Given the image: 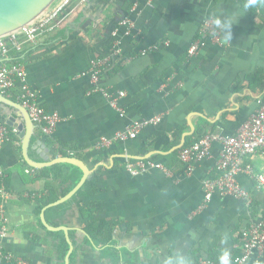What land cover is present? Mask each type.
<instances>
[{
  "label": "crops",
  "instance_id": "crops-1",
  "mask_svg": "<svg viewBox=\"0 0 264 264\" xmlns=\"http://www.w3.org/2000/svg\"><path fill=\"white\" fill-rule=\"evenodd\" d=\"M127 15L134 24L132 34L125 35V29L119 32L122 53L101 78L102 85L126 92L120 100L125 111L121 115L101 93L91 92L93 83L84 73L93 58L112 51L116 41L112 31ZM206 17L214 19L222 44L211 42L189 56ZM143 50L147 54L142 55ZM5 61L23 65L42 106L64 118L48 137L51 146L35 127L31 158L50 161L61 156L57 148L62 146L95 170L97 186L104 188L96 197L99 215L119 223L114 231L116 245L136 264H166L177 256L193 264L195 255L200 256L198 264H234L229 257L241 253L240 232L255 219L264 220V186L258 188L252 176L241 173L237 179L249 193V205L217 192L205 202L203 182L218 177L220 145L215 143L210 156L192 171L178 155L194 134H236L257 110L264 88L253 89L249 79L264 74L263 13L250 12L239 0H88L65 26L41 36L36 44L24 43L21 51L12 50ZM157 116L161 122L145 128L137 138L98 146L102 138L113 139L132 122ZM0 117L8 122L20 115L0 103ZM186 133L190 134L178 149ZM133 156L161 162L173 174L152 169L134 176L126 169L128 159L136 160ZM246 163L254 174H264L263 153L249 156ZM28 169L18 133L0 145V182L1 176L9 175L10 184L8 191L1 184L7 195L0 215L12 230L1 245L18 264H57L48 244L25 237V231L37 223L35 204L21 199L30 192L41 193L48 183L57 193L62 189ZM80 206L78 201L68 210L66 227L83 229ZM214 245L224 252L215 262L208 260ZM78 264L106 261L97 250L83 251ZM243 264H264V250Z\"/></svg>",
  "mask_w": 264,
  "mask_h": 264
},
{
  "label": "built area",
  "instance_id": "built-area-1",
  "mask_svg": "<svg viewBox=\"0 0 264 264\" xmlns=\"http://www.w3.org/2000/svg\"><path fill=\"white\" fill-rule=\"evenodd\" d=\"M76 2V3H75ZM88 0H55L44 12L34 20L21 27L18 31L0 37V92L9 97L15 96L29 113L35 127L44 135H52L57 126L64 120L56 111L45 109L40 103L37 90L30 84L27 72L23 65L18 62L7 63L5 58L10 55L12 50L21 51L24 43L36 44L38 39L46 34L55 32L65 26L69 18L78 12L79 8L86 4ZM137 4L133 10H136ZM134 24L128 15L121 19L112 31L116 41L112 51L101 57H95L90 61L89 74L93 83L91 92L101 93L108 99L110 105L121 115L124 108L120 100L126 96L124 90H114L111 87L101 84L104 71L112 64L114 59L121 55L122 48L118 40L119 32L125 29L124 33L130 36ZM24 36V40H20ZM222 44L221 32L217 28L212 17H206L200 27L199 36L189 47V56L198 54L209 43ZM157 48V47H153ZM148 50H143L142 55L147 54ZM160 116L142 119L132 122L123 130L118 131L113 139L102 138L98 145L101 148L112 145L114 142H124L135 139L147 127L157 125L161 122ZM18 134L16 127H10L5 120L0 118V145L11 141L13 135ZM215 143L220 145V158L216 165L218 177L206 179L203 182L205 192V202L211 201L214 193L233 196L243 199L249 205L251 198L247 190L242 187L237 177L241 173L252 176L257 182V187L264 186V174H254L253 168L246 163V158L256 153L264 154V101L258 99V108L247 121L242 124L238 132L234 135L219 133H205L198 140L180 149L178 158L187 165V170L192 171L194 165L208 158ZM126 169L134 176L146 173L152 169L164 171L171 176L172 170L163 163L152 159L127 160ZM27 172H34L28 169ZM1 198L7 195L5 188L0 190ZM0 229V239H5L12 231L5 219ZM264 250V220L255 219L249 226L242 230L241 253L231 255L230 260L234 264L247 262L255 252L261 253ZM13 255L5 253L4 264H11ZM3 264V263H1Z\"/></svg>",
  "mask_w": 264,
  "mask_h": 264
},
{
  "label": "trees",
  "instance_id": "trees-1",
  "mask_svg": "<svg viewBox=\"0 0 264 264\" xmlns=\"http://www.w3.org/2000/svg\"><path fill=\"white\" fill-rule=\"evenodd\" d=\"M239 1L250 12H261L264 14V0H256L254 4H250V0ZM249 82L253 89H263L264 74L259 73L256 77L249 79ZM10 99L18 101L15 96H10ZM261 99L264 101V95L263 97H261ZM2 119L5 120L4 118ZM38 131L40 130L38 129ZM203 135L204 134H194L193 136L189 137L185 146L198 140ZM44 136H47L45 143L47 145L51 144V139L48 138L49 136ZM57 150L61 156H76L75 153L67 151L62 146H58ZM72 150H74V148H71V151ZM131 160L134 161V159ZM24 163L25 165H27L25 161ZM28 167L30 169H34L30 166ZM34 171L37 173V178H50L53 182H56L58 184V187L62 189V192L57 193V189L52 184L48 183L45 185V188L41 193L36 194L30 192L28 197L21 199L25 203L35 204L34 214L36 216L37 223V226H32L29 230H26L24 235L30 241L44 242L45 244H48V246L53 249L57 264H66L65 258L70 249V244L65 237V232L63 230H47L45 225L42 223L40 214L45 206L49 205L52 202H55L60 197L69 193L81 179L83 172L79 167L70 163H57L42 169H34ZM93 175L94 173L70 199L58 205L48 207L45 212L46 220L51 226L54 227L69 225L68 210L72 208L75 203L81 201V206L78 212L83 220V229L69 230V236L74 247L70 255L69 264H78L80 252L94 250H97L99 258L105 260L106 264H136V260L131 259L130 253L123 251L116 245V241L114 239V231L115 226L119 223L117 221H114L113 219H108L99 215L100 206L96 197L100 192L104 190V188L97 186L96 177H94ZM8 176L9 175H7V177L5 175L4 177L1 176L3 185L5 186L7 191L10 185ZM2 181L0 182V188ZM254 212L255 209L253 206L252 214H254ZM1 226L2 225H0V229ZM38 229L45 230V235L40 236ZM239 238L240 244H242V231L239 234ZM3 253L4 250L2 248L0 239V264ZM223 255L224 252L221 251V249L217 248L216 245H214L209 251L208 260L213 262L219 261L221 257H223ZM199 258V255H195L194 258L191 259L193 264H198ZM11 264H18V260L16 257L12 258Z\"/></svg>",
  "mask_w": 264,
  "mask_h": 264
},
{
  "label": "water",
  "instance_id": "water-1",
  "mask_svg": "<svg viewBox=\"0 0 264 264\" xmlns=\"http://www.w3.org/2000/svg\"><path fill=\"white\" fill-rule=\"evenodd\" d=\"M54 1L55 0H0V37L18 31L21 27L31 22L38 15L44 12ZM0 103L7 107L16 109L19 112L20 117H11L7 124L18 128V133L22 138V156L28 166L33 167L35 169H42L44 167H49L57 163H70L79 167L83 172V176L81 177L80 181L76 184V186L63 197L45 206L42 209L40 215L42 223L45 225L47 230H63L65 232L67 241L70 244V249L65 258V262L66 264H69V258L73 251V245L68 233L70 228L66 226L54 227L49 225L45 218V210L48 207L58 205L70 199L85 184L87 179L93 174L95 170L91 169L81 159L73 156H59L50 161L45 162H39L31 158L29 154V147L35 130V125L31 120L28 111L19 102L10 99L9 97L3 95L1 92ZM189 134L190 133L184 134L181 144L177 146L178 149L184 146L186 141L185 137ZM133 158L145 159L136 156H133Z\"/></svg>",
  "mask_w": 264,
  "mask_h": 264
},
{
  "label": "clouds",
  "instance_id": "clouds-1",
  "mask_svg": "<svg viewBox=\"0 0 264 264\" xmlns=\"http://www.w3.org/2000/svg\"><path fill=\"white\" fill-rule=\"evenodd\" d=\"M255 2L256 0H250V4H254ZM166 264H188V262L183 256H177L174 261L173 260L166 261Z\"/></svg>",
  "mask_w": 264,
  "mask_h": 264
},
{
  "label": "rangeland",
  "instance_id": "rangeland-1",
  "mask_svg": "<svg viewBox=\"0 0 264 264\" xmlns=\"http://www.w3.org/2000/svg\"><path fill=\"white\" fill-rule=\"evenodd\" d=\"M0 204H1V205L3 204V201H2V198H1V193H0ZM0 220H1V221H0V223H1L0 225H3L4 220L2 219V217L0 218ZM8 254H9V253H8ZM4 256H5V254L3 253L2 258H1V263H3V264L5 263L4 260H3Z\"/></svg>",
  "mask_w": 264,
  "mask_h": 264
}]
</instances>
